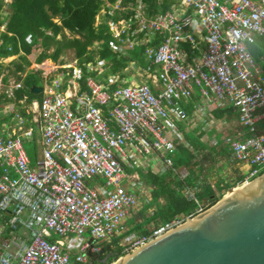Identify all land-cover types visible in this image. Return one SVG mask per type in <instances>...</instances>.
I'll return each instance as SVG.
<instances>
[{
	"label": "built area",
	"instance_id": "built-area-1",
	"mask_svg": "<svg viewBox=\"0 0 264 264\" xmlns=\"http://www.w3.org/2000/svg\"><path fill=\"white\" fill-rule=\"evenodd\" d=\"M176 2L154 15L143 5H129L126 18L107 22L121 44L124 34L158 40L144 50L151 79L124 86L118 78L102 84L87 77L83 86L76 62L72 71L63 64L57 77L42 83L37 114L0 110V117L18 118L11 132L0 122V264H103L87 255L88 248L99 253L98 242L119 237L120 256L128 254L212 206L186 189L183 193L194 200L195 209L156 224L146 234L124 230V219L140 200L130 181L133 171L127 170L135 167L127 160L128 145L136 152L162 153L163 165L173 168L176 147L165 131L176 130L173 117L186 118L177 100L189 97L193 89L205 98L230 102L238 112L248 135L226 141L245 168L239 184L264 171V123L262 131L258 126L264 122V75L249 50L264 36V0ZM25 41L30 43L32 36ZM111 46L125 53L122 46ZM9 85L13 88L7 89ZM20 87V82L4 83L0 77L1 98L22 103L26 97L15 94ZM27 121L40 126L42 148L34 161L24 143H39ZM98 180L101 186L94 185ZM21 230L26 237L19 235ZM87 233L94 239L92 246Z\"/></svg>",
	"mask_w": 264,
	"mask_h": 264
},
{
	"label": "trees",
	"instance_id": "trees-1",
	"mask_svg": "<svg viewBox=\"0 0 264 264\" xmlns=\"http://www.w3.org/2000/svg\"><path fill=\"white\" fill-rule=\"evenodd\" d=\"M108 1L114 3L116 0ZM176 1L120 0V4L127 6L128 4L138 5L140 2H143L147 5L149 13L158 14L171 9L177 3ZM102 4L103 0H11V3L8 5L9 14L7 18L0 17V26L4 25L3 30L0 29V56L7 57L18 53L19 50L23 51L22 54H19L18 58L11 62L12 66L8 67V69L12 68V72H14L17 79L22 80L24 86V90L22 91L26 92L30 90L31 86L40 84L39 72L37 71L31 70V72L28 71L25 76H22V72L31 64L29 55L37 50L39 52L35 57L36 63H40L44 59L49 58L55 61L56 64H63L59 59V53L63 49L71 48L74 50L77 64L82 68L87 63H93L95 58H97L104 60L109 65L107 74L124 76L123 69H125L127 62L124 57H118V54L112 51L111 42L115 41L111 32L108 30L107 24L102 22L98 27L94 26L95 16L101 9ZM1 7L0 0V9ZM119 14L127 17L129 11L125 10L121 12L117 10L115 15L111 14L106 16L107 19L116 21L119 18ZM56 19H59V22ZM64 29L73 31L79 34V36L71 37L63 34L58 38L57 35L63 32ZM27 34H31L32 36L31 43L25 41ZM95 44L96 47L94 48ZM51 46H54L52 53H47L46 50ZM143 50L144 46L140 45L131 52V55L143 60ZM249 50L254 57H257V47H252L251 44ZM1 69L3 67L0 65ZM107 74L103 77L100 76L99 79L105 82ZM113 87H115L114 84H112ZM28 94L31 99H40L41 97V94H35L29 91ZM187 112L190 113V109H187ZM234 117L235 114L233 113L230 118ZM198 138L186 134V139L194 150L200 145ZM174 142H177V140L174 139ZM176 148L180 154L176 158H173V167L176 168L184 165L190 169V175L188 173L185 178L178 179L176 175L172 176L171 168H167L160 173L152 170L145 173L147 182L154 189L152 190V201L150 204H145L144 209L150 205L157 206L153 214L146 218L147 222L156 219L161 222H166L176 214L187 213L196 207L193 199L187 200L180 193L182 187L193 185L194 172L189 166L193 158V152L183 147L180 143L176 144ZM32 154L35 156L34 152ZM32 154L30 152L29 157L34 159ZM127 170L132 171L131 169ZM219 195H216L207 186L203 190L195 192L196 197L200 198V200L207 199L210 205L218 200ZM118 240L119 237H110L109 240L98 242L101 245L99 257L102 259L108 256L107 261L103 264H111L121 255L122 247L118 245Z\"/></svg>",
	"mask_w": 264,
	"mask_h": 264
},
{
	"label": "crops",
	"instance_id": "crops-1",
	"mask_svg": "<svg viewBox=\"0 0 264 264\" xmlns=\"http://www.w3.org/2000/svg\"><path fill=\"white\" fill-rule=\"evenodd\" d=\"M56 21L59 22L58 19H56ZM121 38L124 44L118 42L116 38L114 39L115 41L114 44H118L122 46V48L125 50V53H120L118 51H115L114 49L112 51L118 54V57H124L126 59L127 64L125 66V69H123L124 76L123 77L114 76L111 75L110 73L107 74L109 70V65L105 63L104 60H101L100 61L101 64L99 65V63H97V59H95V61L92 63V66L97 64L98 65L97 69L94 71L91 67L89 69L84 70L83 79L81 80L80 84L84 86L85 78L87 77H91L102 84L107 83V80L109 78H118L119 79L118 84L124 86H128L129 84L135 82L145 81L146 79H151V76L145 71L146 66L149 64V61L146 59L144 50L146 49V46L152 43V41L146 42V39L143 34L141 35L124 34L121 36ZM200 41H201L200 48H204L205 43L203 37H200ZM140 45L144 46V50L142 53L143 60H140L137 57H133L131 55V52L134 51ZM250 46L251 44L249 45V47ZM253 46L258 48L257 57H254L252 55L257 66L259 67L258 72L260 75H264V36L257 37L255 41L252 43V47ZM22 53L23 51L19 50L18 53L11 55L15 57L12 61H10V63L13 62L19 56V54ZM7 57L0 56V60H6ZM35 57H33V63L32 60H30L32 63V65L31 64L30 65L33 67L29 71L31 72V70L34 71L35 69H37L36 67H34V65H36L39 66L40 69H43L50 73V74L44 73L42 72L43 70L37 71L39 72V77H40V84H38V86H42V83L45 81L46 78L57 77L56 75L60 71L55 73L54 70L60 69L62 71V68L60 67L62 64L57 65L55 61L49 58L44 59L40 63H36ZM52 66L53 69L50 68ZM124 70H127L126 73ZM9 71L11 75L10 76L8 74L4 75L3 77L4 83H6L7 80H9L8 77L15 76L14 72H12V68H10ZM105 74H107V78L105 82H102L99 79V77L100 76L103 77L105 76ZM136 76L139 78L137 81L135 80ZM11 79L14 78L11 77ZM147 81L150 82L149 80ZM155 86L156 88L158 87L157 85ZM28 91L31 92L30 90H27L26 92L20 93V96L24 95L26 97V99L22 103L18 101L15 102L9 99L8 104H10V109L8 110H7V103L3 101V99H0V110L4 112L18 111V112H22L24 115H26L25 113L26 110L27 112H34L37 114V104L35 103V101H39L41 99L42 91L40 93H35V94H41L40 99L37 98L31 99L30 95L28 94ZM20 96L16 94L17 98H19ZM179 100H187L184 102L183 108L178 105L182 110H184L186 114V118L179 119L173 117V121L175 122L176 125L175 128L176 130L167 128L165 133L168 136V138L174 143L175 147L177 143H180L183 147L193 152V158L191 159L189 165L192 171L194 172L193 185L182 187L180 189L181 195L188 200L187 196L183 193V191L186 189L195 193L196 191L203 190L204 187L207 186L211 190H213L214 193H216L217 195V192L219 193L220 191H228L229 188L237 186L243 178V171L245 168L242 167L239 161H236L233 158L229 149V145L226 141L227 138L243 139L248 135L245 128L239 122L237 110L230 102L227 101L220 102L213 95H210L208 98L203 97L197 89H193L189 97L179 98L177 100V104ZM187 109H190L191 112L188 113ZM233 113L235 114V117L230 118L232 117ZM3 120L5 121V119ZM3 120L0 119V122ZM31 123L35 124L38 131L40 130L39 124L37 125V123H34L32 121H27L28 126L31 125ZM261 124L262 122L258 123V126L260 128L259 131L263 130V126ZM4 129L11 132V130L13 129V124L7 125ZM34 134H35L34 138H36V141L39 143V138H41V134H38V132L35 133V131ZM186 134L193 135L194 138L199 137L198 140L200 142V145L196 150H194L193 147L190 146V144L188 143L186 139ZM174 139H176L177 142H174ZM39 146L40 147L36 149V151L33 150V152L35 153L34 159H31L29 157L31 161H34L36 155L40 154L42 148L40 143ZM24 147H25V143H24ZM127 149L128 152H132V150H134L130 144L128 145ZM175 151L176 153L174 152V158H176V156L180 154L177 148L175 149ZM135 153L138 156V160H135L134 158L127 159L128 161L135 160L136 162L134 167L135 169L134 171L132 170L133 171L132 174L134 176H132L130 181L133 183V187L136 190L138 199L141 200L146 196L147 193H150V195L146 199L147 201H144L143 199L141 201L139 200L136 206L130 211L128 216L124 219L123 224H124L125 232H134L135 234H146L156 224L161 223V221L156 219L147 222L146 218L153 214L157 206L150 205L149 207L144 209L145 204L151 203L152 190L154 189L153 186L147 182L145 173L149 170L160 173L161 171L167 168L165 166L163 170H160V168L163 165V154L160 152H156V150H152V152L148 154H145L143 152H136V151ZM143 162L147 164L145 165L144 170H140V168H142V166L144 165ZM155 168H157V170ZM170 170L172 171L171 173L172 176L176 175L178 179L185 178L188 173H189L188 175H190V169L184 165L176 168L173 167ZM102 183H103L102 180L94 181V185L97 186H101ZM198 199L199 202L200 201L202 203L207 202V199H201V200L200 198ZM141 232H145V233H141ZM92 242H94V239L92 240Z\"/></svg>",
	"mask_w": 264,
	"mask_h": 264
},
{
	"label": "water",
	"instance_id": "water-1",
	"mask_svg": "<svg viewBox=\"0 0 264 264\" xmlns=\"http://www.w3.org/2000/svg\"><path fill=\"white\" fill-rule=\"evenodd\" d=\"M42 89L34 85L30 91ZM86 253L102 263L108 258L101 259L90 248ZM111 264H264V171L229 188L194 218Z\"/></svg>",
	"mask_w": 264,
	"mask_h": 264
},
{
	"label": "rangeland",
	"instance_id": "rangeland-1",
	"mask_svg": "<svg viewBox=\"0 0 264 264\" xmlns=\"http://www.w3.org/2000/svg\"><path fill=\"white\" fill-rule=\"evenodd\" d=\"M119 2V0L117 1H115L114 3H110L108 0H103V4H102V7H101V9L99 10V12H100V14H99V16L98 17H96V19H94L95 21H94V24H97V25H94V26H98L99 24H101L102 22H104V23H106L107 24V27H108V21L110 20V21H112V22H115V24H117V22H118V20L119 19H121V18H126L125 16H123V15H120L119 14V18H117V20L115 21V20H113V19H107V16L106 15H111V14H116L117 13V10H120L121 12L122 11H125V10H123V9H121V7H125L126 8V10H128L127 9V7L129 6V5H131V6H138V5H143L144 6V8H145V10H146V12L149 14V15H154V14H151V13H149V9H148V7H147V5L145 4V3H143V2H140L138 5H133V4H128L127 6H122L121 4H120V2H119V4L117 5V7H114V5L115 4H117ZM11 3V0H1V4H2V7H1V9H0V17L1 18H7V16H8V14H9V9H8V5ZM98 12V13H99ZM97 13V14H98ZM58 21H59V19H58ZM3 27H4V25H1L0 26V29L1 30H3ZM63 34H66L67 36H71V37H78L79 36V34H76L75 32H73V31H69L68 29H65V30H63V32H61L60 34H58L57 35V37L58 38H60ZM152 41V43H155V42H157L158 40L157 39H153V40H151ZM32 42V41H31ZM30 42V43H31ZM28 43V42H27ZM112 44H114V42H111V45ZM96 47V44L94 45V48ZM53 48H54V46H51L50 48H48L47 50H46V52L47 53H52V50H53ZM111 49H112V46H111ZM113 50V49H112ZM39 51L37 50L36 52H34V53H31L30 55H29V58H30V60H32V63H33V57H35V54H37ZM97 56V55H96ZM95 56V57H96ZM14 57L15 56H10V57H7V59L6 60H0V64H1V66L3 67V69H1L0 70V77L3 79V77H4V75L5 74H8L9 76L11 75V73H10V69H8V67H11L12 65H11V63H10V61H12L13 59H14ZM18 58V57H17ZM59 59L60 60H62V62H63V64H67L68 66H66V67H69V68H67V70L68 71H72L73 70V65H75V62H76V59H75V54H74V50L73 49H63V50H61V52L59 53ZM95 59H97V58H95ZM19 61V60H18ZM99 61H101L100 59H97V62H99ZM73 62V64H71ZM10 63V64H9ZM32 63H31V65H32ZM62 64V65H63ZM30 65V66H31ZM58 65V64H57ZM27 66V68L25 69V71H23L22 72V76H24L25 74H26V72L27 71H29L33 66ZM76 66H78V67H80L81 68V70H82V72L84 71V70H86V69H89V68H91L92 67V69L95 71L96 69H97V64L96 65H93L92 66V63H87V64H85L84 65V68H82L79 64H77L76 63ZM34 67H36L37 69H35L36 71H40V70H43V69H40V67L39 66H36V65H34ZM51 69H53V66L52 67H50ZM34 70V71H35ZM35 71V72H36ZM55 71V73H57V72H59V71H61L60 69L59 70H54ZM125 71V73H126V71L127 70H124ZM42 72H44V73H49V72H47V71H45V70H43ZM52 73V72H51ZM50 74V73H49ZM99 74H101V73H99ZM11 77L12 78H14V79H16L15 81H14V79H11ZM11 77H8L9 78V80L12 82V83H14V84H16L17 82H20L21 83V85H22V87H20V88H18L17 90H15V93L17 94V95H19L20 96V93L21 92H25V91H22V90H24V86H23V82H22V80H20V79H17L15 76H11ZM139 78L136 76L135 77V80L137 81ZM11 88H13L12 87V85H9V86H7V89H11ZM27 90V89H26ZM0 99H3V101H5L6 103H7V109H10V104H8L9 103V98H1L0 97ZM11 100V99H10ZM13 101V100H12ZM185 101H187V100H179L178 101V105L180 106V107H182L183 108V106H184V102ZM4 112V111H3ZM16 112H18V111H16ZM27 116V115H26ZM29 116H31V114L30 115H28V117ZM0 119H5V126H7V125H10V124H15L16 122H18V118H11V117H6V116H1L0 117ZM23 119L24 120H27V118L25 117V116H23ZM31 125H32V127L33 128H35V133L36 132H38V134H40V130L38 131L37 130V127L35 126V124H33V123H31ZM40 146H39V144L37 145L36 143H32L31 141H27V142H25V151H26V154H27V156L29 157V154H30V152H31V154H32V152L33 151H31V150H36V149H38ZM175 153H176V151H175ZM178 154V153H177ZM176 154V155H177ZM129 155H130V157L131 158H134L135 160H138V156H137V154L135 153V151L134 150H132V152H129ZM32 156H33V154H32ZM34 157V156H33ZM173 158H174V156H173ZM135 160H130V163H132V164H136V162H135ZM143 166H142V168H140V170H144V168H145V165L147 164V163H144L143 162ZM125 165H127V164H125ZM151 168V167H150ZM165 168V166L164 165H162V167L160 168V170H162V169H164ZM156 170H157V168H155ZM227 191H220L219 193L217 192V195L218 194H220L219 196H218V199H220V198H222L223 196H224V194L226 193ZM142 200V199H141ZM140 200V201H141ZM217 201V200H216ZM208 202V201H207ZM89 233H87L85 236L86 237H89V235H88ZM19 235L20 236H23V237H26L27 236V231H25V230H21V231H19Z\"/></svg>",
	"mask_w": 264,
	"mask_h": 264
},
{
	"label": "clouds",
	"instance_id": "clouds-1",
	"mask_svg": "<svg viewBox=\"0 0 264 264\" xmlns=\"http://www.w3.org/2000/svg\"><path fill=\"white\" fill-rule=\"evenodd\" d=\"M28 35V34H27ZM31 35V34H30Z\"/></svg>",
	"mask_w": 264,
	"mask_h": 264
},
{
	"label": "bare ground",
	"instance_id": "bare-ground-1",
	"mask_svg": "<svg viewBox=\"0 0 264 264\" xmlns=\"http://www.w3.org/2000/svg\"><path fill=\"white\" fill-rule=\"evenodd\" d=\"M225 196V195H224Z\"/></svg>",
	"mask_w": 264,
	"mask_h": 264
}]
</instances>
